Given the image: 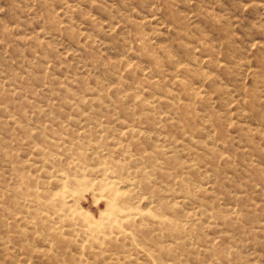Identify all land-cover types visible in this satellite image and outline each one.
Wrapping results in <instances>:
<instances>
[{"label": "rangeland", "instance_id": "rangeland-1", "mask_svg": "<svg viewBox=\"0 0 264 264\" xmlns=\"http://www.w3.org/2000/svg\"><path fill=\"white\" fill-rule=\"evenodd\" d=\"M0 264H264V0H0Z\"/></svg>", "mask_w": 264, "mask_h": 264}]
</instances>
